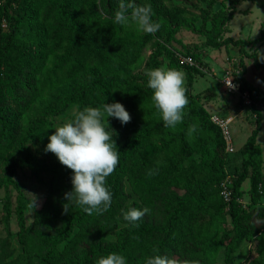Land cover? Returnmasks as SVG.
<instances>
[{
  "label": "rangeland",
  "instance_id": "rangeland-1",
  "mask_svg": "<svg viewBox=\"0 0 264 264\" xmlns=\"http://www.w3.org/2000/svg\"><path fill=\"white\" fill-rule=\"evenodd\" d=\"M159 1L164 9L172 11L177 8L182 12L180 25L174 31L168 24L162 25L164 30H172V38L167 47L190 57L198 65L201 74L194 75L191 87V94L195 95L193 103L202 105L207 115L217 113L233 116L229 129L234 152L225 154L223 149L219 150L212 133L203 129L198 121L192 118L185 131V141L190 152L185 153L177 136L180 124L175 128H168L162 123L160 128L153 129L154 124L162 120L151 100L152 92L148 96L132 98L130 97L132 91L124 90L125 85L122 87V82L129 85H147L144 72L145 69H152L150 57L159 43V39L154 37L141 47L138 60L127 65L123 71L109 70L101 74V82L111 79L113 83V88L104 102L121 103L131 116V121L125 125H121L118 119L112 117L107 119L110 128L115 129L118 134L113 137L117 149L123 145L127 137L134 134L144 135L148 141L141 144L139 153L142 145L147 143L149 147L163 153L172 163L171 173L193 171L194 182L192 185H185L180 180L174 181L160 164L148 168L144 173L138 171L133 165L139 157V153L136 152L127 160L124 170L120 172L118 205L102 215L94 213L93 220L82 227L74 222L79 206L67 202L68 213L65 214L63 209V204L66 203L64 194L72 188L71 170L62 166L54 154L45 152L44 149L48 143V136L59 124L71 119L72 113L79 109L78 104L71 98L73 94L87 86L83 74L93 68L83 64L76 75L57 88L44 87L42 82L47 72L43 68L51 67L55 60V53L49 51L42 52V60L38 67L25 70L18 79L11 78L8 82L0 72V89L5 105L16 111L19 107V129L16 135L18 145L3 151L0 156V264L35 262L48 244L58 238L71 223L72 234L58 244L61 260L79 253L91 244L118 245L127 237L130 229L138 228L125 221L121 215L120 210H127L129 207L149 209V212L135 223L139 227L141 225L150 227L152 233L136 242L126 264H144L145 258L151 256L153 247H157L162 240L165 243L162 255L195 260L197 264H264V235L259 239L250 233L233 248L229 238L232 236L233 224L227 206H218L220 198L214 183L210 184L204 195V206L208 209L192 212L191 233L196 227L210 220L208 229L200 231L199 244L187 241V236L184 235L181 245L193 248L184 252L178 242L163 239L175 199H188L195 192L194 184L210 180L213 176L211 162L215 157L221 156L223 177L229 175L233 179L240 171L244 157L241 146L254 126L255 117L253 113L243 109L234 95L225 93L221 77L228 66L237 65L241 58L245 69L243 82L256 89L258 94H264V69L244 54L255 53L249 49L264 50V0H239L234 5L233 16L224 26L221 37L245 41L246 44L241 45L243 53L239 44L229 43L214 48L206 43L207 35L201 33L202 29L210 28V16L213 12L218 9L228 11L231 8L230 0H213L209 8L203 0ZM3 2L4 0H0V11ZM89 2L99 16L106 15L104 0ZM118 3L119 0H115V5ZM86 8H89V3ZM53 17L55 18H51L50 22L57 23L56 14ZM128 26L131 29L126 30L131 37L136 33H143L137 31L133 24ZM158 59L159 67L176 68L185 73L183 68L169 60L164 51L160 52ZM258 79L260 83L257 82ZM91 103L92 100H88L83 108L96 107L91 106ZM193 124L197 125V130L189 134V127ZM256 141L261 146L263 160L261 170L264 171V115H261ZM11 161H15L16 164ZM8 162H11L10 165H13L15 170L11 177L15 185L7 180ZM18 163L24 164L19 166ZM150 170H155V174L149 176ZM248 187L249 180L245 179L237 195L238 208L246 212L258 208L259 212L264 211V194L256 203L251 202ZM29 193L36 196L34 209L30 207L33 197ZM18 199L23 203L25 220L21 234L16 219ZM6 202L8 204H5ZM258 231H264V223ZM217 241L219 244H216Z\"/></svg>",
  "mask_w": 264,
  "mask_h": 264
},
{
  "label": "trees",
  "instance_id": "trees-1",
  "mask_svg": "<svg viewBox=\"0 0 264 264\" xmlns=\"http://www.w3.org/2000/svg\"><path fill=\"white\" fill-rule=\"evenodd\" d=\"M203 1L208 8L213 3V0ZM238 1L230 0L231 8L228 11L218 9L211 14L210 28L201 30V33L207 35L206 43L208 45L219 48L229 43L234 45L239 44L241 52H244L241 45H245V41L221 37L224 26L233 16L234 5ZM159 2V0H136L138 4L151 5L153 12L152 19L159 21L161 28L155 35L136 33L131 37L127 33V30L131 29L128 25L122 26L114 21V13L118 7V5H115V0H104L106 10V15L104 16H99L94 11L89 0H4L0 11V72L8 82L11 78L18 79L25 70L40 65L42 52L47 53L52 51L55 53L54 63L51 67L47 66L43 68L47 72L42 82L45 85L44 87L57 88V86L76 75L83 64H87L93 68V70L83 74L87 86L80 92L73 94L71 99L78 104L79 109L83 108L88 100H92L91 106L97 107L104 103L107 94L113 88L111 79L101 82V74L109 70L123 71L127 65L138 60L141 47L148 40L157 37L159 43L150 57L152 69L160 66L158 56L161 51H164L169 60L174 65L183 68L186 73L185 86L187 88L186 95L188 96L189 104L184 109V119L180 123L177 133L182 151L187 154L190 152L185 141V131L191 124L192 118H195L203 129L212 133L215 144L219 147V150H222L223 141L218 127L209 120V114L207 115L202 105L193 103L195 95L191 94V87L194 75L201 74L198 65L179 63L175 54L178 51L167 47L168 42L172 38V30L174 31L180 25L182 12L177 8L172 11L164 9ZM88 3L89 8L87 9L86 5ZM54 14L57 16V23L50 22L51 18H55L53 17ZM2 20L6 23L5 27L1 26ZM164 23L173 29L164 30L162 27ZM244 54L247 57H251L256 65L264 69V63L256 60L255 53ZM193 62L196 63L195 61ZM237 66H240L238 77L241 80L242 88L248 89L252 96L258 94L256 89L245 84L242 80L245 69L241 58ZM123 85H125V91H132L130 95L132 98L148 96L152 92L147 85H129L122 82V87ZM3 99L0 89V156L3 154V151H7L13 145L17 146L19 142L16 138L19 129V107L17 111L8 108ZM237 102L241 105L239 101ZM244 110L255 114L254 126L241 146V152L244 157L241 161L240 171L232 179L233 197L228 204L218 194L217 188L219 180L223 177L220 155L215 157L211 162L213 176L210 180L194 184L195 192L188 199L177 198L173 203L169 215V223L163 233V239L166 238L169 241L178 242L184 252H188V249L193 248L181 245L183 236H187V241L191 240V243L199 244L198 238L201 229L206 231L209 227L210 220L208 219L206 223L196 227L192 233L190 231L192 212L194 210L208 209L207 206H204V195L212 183H214V187L220 198L218 206H227L233 224L232 236L229 237L231 238L233 248L250 233L256 238H263L264 231L259 232L258 230L264 223V215H262L264 211L261 210L259 212L258 208L246 212L238 208L237 201L235 200L241 191V183L245 179L249 180L248 192L251 202L256 203L259 197L264 194V171L261 170L263 161L261 146L256 141V135L260 128L261 113L254 106L245 107ZM162 123V121L155 123L153 129L157 130L162 126ZM147 141L148 138L146 136L134 134L127 137L123 145L117 149L120 152L119 164L115 171L107 177V186L113 195V201L109 209H114L118 205L121 188L120 172L124 170L127 160L138 152L141 144ZM11 162L16 164L15 161ZM11 162L7 163V168L9 169L7 180L15 185V181L11 178L15 173L13 165H10ZM23 164L18 163L17 165L22 166ZM157 164L163 165L166 172H169L174 181L180 180L185 185L193 184V171L180 172L178 174L171 173L173 165L163 153L149 147L147 143L142 145L139 157L134 161L133 165L137 167L138 171L144 173L148 168ZM5 204L8 203L6 202ZM93 217L94 214L88 215L80 208L74 218V222L83 227L90 223ZM16 219L21 234L25 220L23 203L20 199H18L16 206ZM72 226V223L67 225L64 232L48 244L47 248L38 256L35 262H28L26 264H95V261L101 255H107L110 252L121 254L128 261L136 242L138 240L141 241L144 236L151 235L152 233L150 227L141 225L137 229H130L126 235L127 237L118 245L91 244L79 253L61 260L58 244L61 240L72 234ZM164 244L163 240L157 244L159 254L161 255ZM216 244H219V241Z\"/></svg>",
  "mask_w": 264,
  "mask_h": 264
},
{
  "label": "clouds",
  "instance_id": "clouds-1",
  "mask_svg": "<svg viewBox=\"0 0 264 264\" xmlns=\"http://www.w3.org/2000/svg\"><path fill=\"white\" fill-rule=\"evenodd\" d=\"M153 12L150 4H138L136 0H119L114 13V21L122 26L135 25L137 31L155 35L161 28L159 21L152 19ZM254 50L256 60L264 63V50ZM147 87L151 89V100L156 113L164 126L175 128L183 122L184 109L189 104L186 74L176 68L158 67L145 69ZM260 83L259 79L257 80ZM233 88L231 80L225 82ZM109 117L118 119L121 125L131 121V116L119 102L103 103L97 107H84L72 113V118L59 124L55 131L48 136L44 151L55 155L58 162L71 170V191L64 194L66 203L63 204L65 214L68 213V203L79 206L88 215H102L107 212L112 203V193L107 186V177L116 169L120 160V152L113 137L118 135L111 129ZM197 130V125L189 127V134ZM150 170L148 175H154ZM33 199L30 207L34 209L36 196L29 193ZM125 221L139 227L135 222L141 220L149 212L129 207L121 209ZM152 255L145 258L144 264H197V261L181 259L159 254V249L153 247ZM95 264H126L125 257L116 252L101 255Z\"/></svg>",
  "mask_w": 264,
  "mask_h": 264
},
{
  "label": "built area",
  "instance_id": "built-area-1",
  "mask_svg": "<svg viewBox=\"0 0 264 264\" xmlns=\"http://www.w3.org/2000/svg\"><path fill=\"white\" fill-rule=\"evenodd\" d=\"M1 26L5 27L6 23L4 20L1 22ZM177 60L179 63H184L188 65H195L196 63L190 57L182 55L178 52L175 53ZM239 68L237 65H230L223 72L221 77V85L226 94L235 96L237 101H239L243 107L254 106L256 110H258L261 115H264V94H255L251 95L248 89L242 88L241 80L238 77ZM231 80L233 88H229L225 82ZM254 117L255 114L253 113ZM233 116L231 115H219L217 113H210L209 120L218 127L222 141H223V152L226 154H231L234 152V144L232 141L229 125L233 121ZM218 194L222 197V199L228 204V202L233 197V188H232V178L229 175H225L222 177L218 184ZM238 201V198H235Z\"/></svg>",
  "mask_w": 264,
  "mask_h": 264
}]
</instances>
